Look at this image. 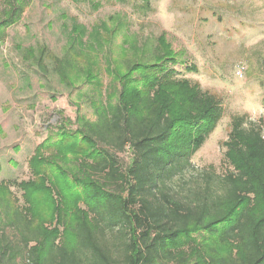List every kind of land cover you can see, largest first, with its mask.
I'll return each mask as SVG.
<instances>
[{
  "label": "trees",
  "instance_id": "1",
  "mask_svg": "<svg viewBox=\"0 0 264 264\" xmlns=\"http://www.w3.org/2000/svg\"><path fill=\"white\" fill-rule=\"evenodd\" d=\"M2 4L0 32L25 6ZM23 50L40 71L50 68L69 83L76 62L69 52L50 56L43 44ZM174 54L161 34L151 61L137 59L116 74L108 113L94 121L77 115L72 133L60 125L52 156L43 157L39 144L28 160L36 177L14 183L21 204L0 181V264H264L262 126L233 116L223 141L231 168L194 170L191 157L223 109L217 95L174 76ZM125 151L126 162L118 156ZM191 170L194 179L184 180ZM57 171L82 188L83 207L55 204L45 182ZM47 202L51 211L41 217Z\"/></svg>",
  "mask_w": 264,
  "mask_h": 264
},
{
  "label": "rangeland",
  "instance_id": "2",
  "mask_svg": "<svg viewBox=\"0 0 264 264\" xmlns=\"http://www.w3.org/2000/svg\"><path fill=\"white\" fill-rule=\"evenodd\" d=\"M22 1L21 15L0 32V181L11 184L20 204L21 191L14 183L36 177L28 165L36 147L45 144L42 156H52L60 125L72 133L77 115L94 121L98 113H108L119 88L116 74L137 59L151 61L161 34L175 52L174 76L217 95L223 109L217 126L191 157L194 170L224 174L231 168L223 141L233 116L261 124L264 132V0ZM38 44L50 56L71 54L76 62L69 83L61 82L54 70L40 71L24 59L23 47ZM240 63L245 66L241 77L235 74ZM88 69L91 79L86 78ZM118 156L128 160L127 151ZM192 170L184 172V180L194 179ZM58 172L45 182L55 204L83 207L82 188ZM51 208L43 204L39 215L47 216ZM65 242L69 245L72 236Z\"/></svg>",
  "mask_w": 264,
  "mask_h": 264
},
{
  "label": "built area",
  "instance_id": "3",
  "mask_svg": "<svg viewBox=\"0 0 264 264\" xmlns=\"http://www.w3.org/2000/svg\"><path fill=\"white\" fill-rule=\"evenodd\" d=\"M244 70H245V66L243 65V64H237L236 66H235V74L237 75V76H242L243 75V73H244ZM263 138H264V132H263Z\"/></svg>",
  "mask_w": 264,
  "mask_h": 264
}]
</instances>
